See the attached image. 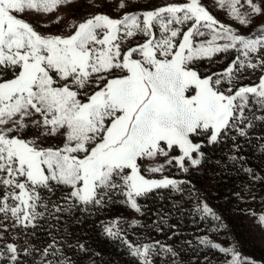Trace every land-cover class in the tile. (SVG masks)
Returning <instances> with one entry per match:
<instances>
[{
	"label": "snow or ice",
	"instance_id": "6c2138e0",
	"mask_svg": "<svg viewBox=\"0 0 264 264\" xmlns=\"http://www.w3.org/2000/svg\"><path fill=\"white\" fill-rule=\"evenodd\" d=\"M74 2L0 0V214L24 227L42 216L38 207H47L41 193L60 188L70 207L87 210L121 195L140 212L137 198L159 189L180 192L184 183L144 171L163 174L176 166L187 172L186 163L201 164L204 141L216 144L232 132L246 137L257 121L264 123L255 114L264 113V27L241 34L202 0H166L142 11L128 10L133 0H119V18L100 11L72 24L68 35L41 34L25 18ZM217 3L245 28L264 15V0ZM221 54L233 57L223 70H198V61ZM249 70L261 71L258 83H242ZM32 129L37 137L27 138ZM49 138L58 142L46 146ZM159 158L164 163L142 170L145 160ZM194 211L219 220L206 203ZM259 221L264 224V215ZM199 244L231 253L229 264H240L233 249L208 237ZM4 247L18 264L17 247ZM128 247L142 264L161 253L178 255L159 241Z\"/></svg>",
	"mask_w": 264,
	"mask_h": 264
},
{
	"label": "rangeland",
	"instance_id": "374dc122",
	"mask_svg": "<svg viewBox=\"0 0 264 264\" xmlns=\"http://www.w3.org/2000/svg\"><path fill=\"white\" fill-rule=\"evenodd\" d=\"M165 2L166 0H133V4L128 10L142 11L152 9L163 5ZM202 2L208 7L216 19L233 28L239 29L241 34L252 35L258 29L264 27V15L253 17L252 24L245 28L239 25L238 21L231 19L226 10H221L217 0H202ZM254 2H260V0H254ZM118 3L119 0H114L112 4L107 5L104 3V0H92L91 3L88 0H75L74 3L60 6L52 13H32L25 18L41 34L68 35L72 30V24H78L85 18L97 14L100 11L119 18L122 13L114 11L115 4ZM94 5H99V7ZM241 11L247 13L250 10L244 7ZM138 40L142 42L143 38L139 37ZM232 58V55H229L227 59H224L223 54H221L211 60L205 59L198 61L197 67L201 73L218 72L223 70ZM247 75L249 78L244 79L242 83L255 84L259 82L261 71L249 70ZM255 114L264 115L262 112H256ZM229 134L236 133L232 132ZM26 135L27 138H36L38 134L35 129H32L27 130ZM246 138H254L256 140L259 147V154L264 160V123L257 121L256 126L251 129L250 134ZM57 142V139L49 138L45 141V144L47 146L56 144ZM203 143L204 146L209 145L206 141ZM202 148L201 151L203 152ZM179 154L178 149L172 153V155ZM164 159L159 158L155 161L145 160L142 164V170L154 164H162L164 163ZM201 164L199 166H189L186 163V166L189 168L187 172L182 171L176 166H167L163 174L148 173L147 171H144V174L148 178L159 179L167 176L184 182L181 185L182 190L180 192H175L171 188L159 190L169 191L170 195L183 197L180 206L184 208V212L187 213L186 218L189 220V223H187V219L183 221V227L190 229L191 234L198 243L202 237H208L215 244L221 245L224 248L233 249L239 256L240 264H262L260 259L253 256V252L258 249H264V224L259 221V217L264 215V192L262 191L264 190V181L260 183L258 177H255V174L250 171L242 178L244 180L243 182L247 185L246 190L242 195L238 196L234 203L229 204L228 200H220L217 198L218 193L213 182H208L201 188H198L196 184L184 186L188 176L199 172ZM66 190L60 188L55 193L42 192L43 203L47 207H38L36 211L42 213V216L38 215L27 227L20 225L10 215L8 219H5L3 214H0V236L3 237L0 239V251H4L5 253V259L0 260V264H12L7 259L8 255H10L4 247L7 244H13L17 247L19 254L18 264H29L30 260H32V264H44L47 261L48 255L59 258L60 261H58V264H94L93 260L85 254L86 252L84 250H78V238H75L78 236V231L72 233L74 232L73 228L69 230V226L67 225L64 226L62 233L53 235L51 231L50 222L53 220V214H50V207L59 200L62 202L61 212H64L61 217L62 219L67 220L69 217H73L74 220H77L78 218L79 208L70 207L72 204L71 201L61 199V197L66 195ZM256 195H259V197L256 198ZM141 198L143 197L137 198L139 204ZM125 200L126 198L124 196L114 195L110 200H106L102 204L97 205V208L100 210L98 212L97 209H94V215H92L91 219L95 218L99 222H102L103 229L107 234V228H111L113 233L116 234H108L109 236L113 238H126L133 246L154 243L158 235L155 229H150L151 226L143 225L142 207L141 211L137 212L129 204L125 203ZM204 203L219 217L218 221L212 219L210 216L201 219L197 215L194 209L199 204ZM87 212L91 214L90 211ZM105 214L106 216L107 214L113 215L108 219L102 218ZM224 215L225 217L226 215L230 216V220H232L231 224L227 225L225 223L223 220ZM61 248H64L63 252ZM198 248L203 250V252H208L210 249V247L203 245ZM213 249L219 251L218 249ZM45 250H47V255L45 254ZM53 253L55 254L53 255ZM221 253L224 256L225 264H229L233 259L232 254L229 253L226 255L224 252ZM151 259L152 264H178L177 261H174V257L163 253L154 255Z\"/></svg>",
	"mask_w": 264,
	"mask_h": 264
},
{
	"label": "trees",
	"instance_id": "16d2710c",
	"mask_svg": "<svg viewBox=\"0 0 264 264\" xmlns=\"http://www.w3.org/2000/svg\"><path fill=\"white\" fill-rule=\"evenodd\" d=\"M250 132L251 129L249 134ZM258 149V143L254 138L241 137L237 134H229L216 144L205 145L202 148L205 155L199 172L188 176L184 186L196 184L198 188H201L206 183L213 182L217 189V198L228 200L229 204L234 203L246 190L247 185L242 178L247 173L251 171L255 177H258L260 183L264 181V160ZM258 197L259 195H256V198ZM182 199L183 197L179 195L173 196L169 191L162 190H154L141 198L139 201L143 211V225L155 229L158 235L155 241L171 246L178 252V255L174 257V261L178 264H225L221 252L213 248L203 252L198 248L201 244L195 240L190 229L183 227V221L187 219L189 223V220L186 218L187 213L184 212V208L180 206ZM61 203L59 200L50 207V214H53V220L50 222L53 235L62 233L66 225L69 226V230L73 228L72 233L78 231V236L75 237L78 238V250H84L94 264H142L137 256L132 255L128 247L129 240L109 236L103 229L102 222L95 218L91 219L94 215L93 210L97 209L98 212L100 210L97 205H88L87 210L85 206H78L77 220L73 217L64 220L61 218L64 212L56 211L57 207H62ZM111 215L113 214H107V216L105 214L102 218L108 219L112 217ZM223 220L227 225L232 223L229 215L226 217L224 215ZM61 250L63 252L64 248ZM253 256L264 264V249L255 250ZM48 261H51V264H58L60 260L48 255L44 264H48ZM32 263L30 260L29 264Z\"/></svg>",
	"mask_w": 264,
	"mask_h": 264
}]
</instances>
